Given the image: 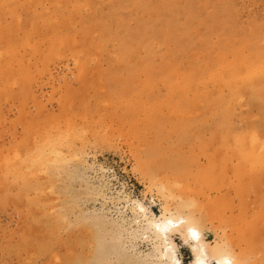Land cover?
Masks as SVG:
<instances>
[{
    "label": "rangeland",
    "instance_id": "374dc122",
    "mask_svg": "<svg viewBox=\"0 0 264 264\" xmlns=\"http://www.w3.org/2000/svg\"><path fill=\"white\" fill-rule=\"evenodd\" d=\"M0 39V264H151L135 201L264 264V0H0Z\"/></svg>",
    "mask_w": 264,
    "mask_h": 264
},
{
    "label": "bare ground",
    "instance_id": "6f19581e",
    "mask_svg": "<svg viewBox=\"0 0 264 264\" xmlns=\"http://www.w3.org/2000/svg\"><path fill=\"white\" fill-rule=\"evenodd\" d=\"M19 1V0H18ZM29 1V0H28ZM4 3V2H3ZM44 3V2H43ZM30 4V3H29ZM33 4V3H32ZM7 7H9V6H7ZM20 7V6H19ZM22 7V6H21ZM47 10V9H46ZM51 11V10H50ZM57 11V10H56ZM66 11V10H65ZM54 12V11H53ZM51 14H53V13H51ZM62 16V15H61ZM78 16V15H77ZM101 16V15H100ZM42 17V16H41ZM2 18V17H1ZM29 18V17H28ZM73 19V18H72ZM45 20V19H44ZM52 20V19H51ZM55 20V19H54ZM37 21H38V19H37ZM40 21V20H39ZM22 22V21H21ZM49 23V22H48ZM13 24V23H12ZM39 25V24H38ZM41 25H42V23H41ZM45 25H46V22H45ZM54 25V24H53ZM62 25V24H61ZM49 26V25H48ZM87 26V25H86ZM85 26V27H86ZM2 27H4V26H2ZM14 27V26H13ZM33 27V26H32ZM82 27V26H81ZM93 27V26H92ZM33 28H35V27H33ZM61 28V27H60ZM16 29V28H15ZM29 29V28H28ZM44 29V28H43ZM46 29V28H45ZM49 29H51V28H49ZM26 30V29H25ZM53 30V29H52ZM58 30V29H57ZM88 30V29H87ZM86 30V31H87ZM32 31H33V29H32ZM35 31H37L36 29H35ZM44 31H46V30H44ZM30 32H31V30H30ZM55 32V31H54ZM80 32V31H79ZM84 32V31H83ZM39 32H37V33H35V34H38ZM46 33V32H45ZM48 33V32H47ZM49 33H53V31L52 32H50L49 31ZM71 33V32H70ZM90 33V32H89ZM60 33H58V35H59ZM61 34H63V33H61ZM60 34V35H61ZM32 35V34H31ZM40 35V34H39ZM51 35V34H50ZM54 35H55V33H54ZM64 35V34H63ZM66 35V34H65ZM73 35H75V34H73ZM72 35V36H73ZM78 35H80V34H78ZM92 35V34H91ZM34 36V35H33ZM47 36V35H46ZM28 37H30V36H28ZM42 37V36H41ZM40 37V38H41ZM44 37V36H43ZM62 37H66V36H62ZM68 37H69V35H68ZM80 37V36H79ZM26 38V37H25ZM72 38V37H71ZM4 39V38H3ZM2 39V40H3ZM43 39V38H42ZM50 39V38H49ZM54 39V38H53ZM63 40H64V38H62ZM74 39V38H73ZM88 39V38H87ZM1 40V39H0ZM46 40V39H45ZM58 40H60V37H59V39ZM57 40V42L59 43L60 41H63V40H60V41H58ZM66 40V39H65ZM81 40V39H80ZM75 41V40H74ZM8 42V41H7ZM15 42V41H14ZM24 42V41H23ZM22 42V43H23ZM56 42V41H55ZM56 42V43H57ZM63 42H65V41H63ZM66 42H68V40L66 41ZM58 43H57V45H58ZM103 43V42H102ZM36 44V43H35ZM38 44V43H37ZM54 44V43H53ZM52 44V45H53ZM60 44H62V42H60ZM92 44V43H91ZM28 45V44H27ZM65 45V44H64ZM4 47H5V45H3ZM29 46V45H28ZM47 47V46H46ZM6 48V47H5ZM81 48V47H80ZM79 48V49H80ZM9 49V48H8ZM57 49V48H56ZM77 49V48H76ZM84 49V48H83ZM96 49V48H95ZM55 50V49H54ZM53 50V51H54ZM63 50V49H62ZM82 50V49H81ZM86 50V49H85ZM48 51V50H47ZM52 51V50H51ZM71 51H73V50H71ZM80 51V50H79ZM84 51V50H83ZM3 52V51H2ZM49 52V51H48ZM76 52V51H75ZM15 53V52H14ZM41 53V52H40ZM74 53V52H73ZM81 53V52H80ZM84 53V52H83ZM7 54V53H6ZM33 54H34V52H33ZM33 54H32V56H33ZM1 55V54H0ZM46 55V54H45ZM63 55V54H62ZM72 55V54H71ZM77 55V54H76ZM75 55V57H77ZM80 55V54H79ZM214 55V54H213ZM4 56V55H3ZM13 56V55H12ZM22 56V55H21ZM29 56H31L30 54H29ZM41 56V54L38 56V57H40ZM56 56H58V55H56ZM87 56V55H86ZM199 56H200V54H199ZM203 56V55H202ZM206 56V55H205ZM43 57V56H42ZM51 57H52V55H51ZM51 57H49V58H51ZM68 57V56H67ZM254 58H256L255 56H253ZM3 58V57H2ZM9 58V57H8ZM8 58H6V59H8ZM17 58V57H16ZM34 58H36V57H34ZM33 58V59H34ZM47 58V57H46ZM78 58H80V56L79 57H77V59L75 58V61L77 62V65L79 64L80 65V63H81V60H79V62H78ZM83 58V57H82ZM86 57H84V59H85ZM195 58V57H194ZM241 58V57H240ZM5 59V60H6ZM40 59V58H39ZM53 59V58H52ZM12 60V59H11ZM23 60V59H22ZM41 60V63L43 64V61H45V59L44 58H42V59H40ZM39 60V61H40ZM43 60V61H42ZM196 60V59H195ZM260 60V59H259ZM263 60V59H262ZM9 61V60H8ZM21 61V60H20ZM20 61H18L17 63L18 64H22V63H20ZM27 61V60H26ZM36 61V60H35ZM85 61V60H84ZM203 61V60H202ZM238 61H242V60H238ZM16 62V61H15ZM37 62V61H36ZM35 62V63H36ZM259 62V61H258ZM257 62V65H259V63ZM8 63V62H7ZM40 63V64H41ZM244 63V62H243ZM242 63V64H243ZM250 63H251V61H250ZM84 63L82 62V65H83ZM99 64V63H98ZM205 64V63H204ZM13 65V64H12ZM11 65V66H12ZM23 65V64H22ZM27 65V64H26ZM44 65V64H43ZM85 65V64H84ZM83 65V66H84ZM87 65V64H86ZM220 65V64H219ZM232 64H230V66H231ZM253 65V64H252ZM255 65H256V63H255ZM261 65V64H260ZM7 66V65H6ZM17 67H19L18 65H16ZM25 66V65H24ZM27 66H30V65H27ZM34 66V65H33ZM32 66V67H33ZM205 65H203V67H204ZM211 66V65H210ZM223 66V65H222ZM230 66H228L227 68H226V65H225V69H227L226 70V72H227V74L229 73V71H231V69H229V67ZM238 66H240V64L238 65ZM248 66V65H247ZM247 66H245L244 68H245V71H246V75H249V76H251V75H255L256 74V72L255 71H258V70H255V67H254V70L252 69V67L249 69V68H247L246 69V67ZM263 66V65H262ZM10 66H7V68H9ZM31 67V66H30ZM185 67V66H184ZM202 67V68H203ZM218 67V65L215 67V68H217ZM220 67V66H219ZM234 67V66H233ZM240 67H242V65L240 66ZM264 67V66H263ZM1 68V67H0ZM4 68V67H3ZM23 68V67H22ZM26 68V67H25ZM25 68L23 69V70H25ZM29 68V67H28ZM34 68V67H33ZM43 68V67H42ZM82 68H85V66L84 67H82ZM223 68V67H222ZM224 68H223V71H224ZM235 68V67H234ZM244 68H243V72L241 71V73L242 74H244ZM262 68V67H261ZM20 69V68H19ZM18 69V70H19ZM35 69V68H34ZM38 69V68H37ZM80 69H81V67H80ZM241 69V68H240ZM258 69V68H257ZM9 70V69H8ZM11 70H13V69H11ZM46 70V69H45ZM192 70V69H191ZM261 70V69H260ZM6 71V70H5ZM15 71V70H14ZM208 71V70H207ZM222 71V72H223ZM232 71H234V70H232ZM237 71H238V69H237ZM1 72V71H0ZM2 72H4V71H2ZM19 72V71H18ZM17 72V74H19ZM21 72H22V70H21ZM20 72V73H21ZM25 72V71H24ZM24 72H23V75H25L24 74ZM35 72V71H34ZM212 72V71H211ZM215 72V71H214ZM213 72V73H214ZM216 72H219V71H217V69H216ZM215 72V73H216ZM221 72V73H222ZM240 72V71H239ZM261 72V71H260ZM15 73V72H14ZM41 73H44V71L43 72H41ZM209 73V72H208ZM213 73L211 74V75H213ZM234 73L235 72H233V73H229L230 74V76H233L234 75ZM259 73V72H258ZM263 73V72H262ZM9 74V73H8ZM31 74V73H30ZM34 74V73H33ZM179 74V73H178ZM187 74H189V73H187ZM207 74V73H206ZM210 74V73H209ZM208 74V75H209ZM251 74V75H250ZM3 75H4V73H3ZM14 75V74H13ZM12 75V76H13ZM27 75V74H26ZM29 75V74H28ZM193 75V74H192ZM217 75V74H216ZM246 75H244L245 77H246ZM257 75V74H256ZM7 76V75H6ZM14 76H16V75H14ZM13 76V77H14ZM19 76V78H20V76H22V75H17V77ZM176 76V75H175ZM215 76V75H214ZM225 76H226V74H225ZM224 76V77H225ZM229 76V75H228ZM237 76V75H236ZM241 76H243V75H240V77ZM23 77V76H22ZM198 77H199V75H198ZM197 77V78H198ZM212 77V76H211ZM239 77V75H238V78L239 79H241ZM5 77H3V79H4ZM18 78V79H19ZM186 78H187V76H186ZM213 78V77H212ZM235 78V77H234ZM233 78V79H234ZM247 78H248V76H247ZM8 79V78H7ZM24 80L25 79H27V78H23ZM86 79V78H85ZM196 79V78H195ZM203 79V78H202ZM217 79V78H216ZM219 79H221V78H219ZM224 79V78H223ZM226 79V78H225ZM237 78H235L234 80H236ZM262 79V78H261ZM0 80H2V79H0ZM23 80V81H24ZM64 80V79H63ZM198 80V79H197ZM197 80H196V83H197ZM200 80V79H199ZM209 80V79H208ZM213 80V79H212ZM248 80V79H247ZM4 81V80H3ZM17 81H19V80H17ZM21 81V80H20ZM193 81V80H192ZM205 81H207V80H205ZM204 81V82H205ZM226 81V80H225ZM233 80H231V82H232ZM252 81V80H251ZM10 82V81H9ZM13 82H14V80H13ZM177 82H178V80H177ZM189 82H191V81H189ZM215 82V81H214ZM236 82L237 81H235V84H236ZM239 82V81H238ZM257 82H258V79H257ZM180 83H181V81H180ZM195 83V82H194ZM219 84H221L220 82H218ZM218 83H216V84H218ZM240 83H241V80H240ZM246 83H248V82H246ZM255 83V82H254ZM1 84V83H0ZM3 84V83H2ZM4 84H6V83H4ZM16 84H18V83H16ZM22 84V83H21ZM190 84V83H189ZM231 84V83H230ZM245 84V83H244ZM260 84V83H259ZM23 85V84H22ZM26 86H28L27 85V83L25 84ZM175 85H177V84H175ZM198 85H200V84H198ZM204 85V84H203ZM224 85V84H223ZM234 85V84H233ZM239 85V84H238ZM91 86V85H90ZM194 86V85H193ZM215 86V85H214ZM220 85H218V86H216V87H219ZM230 86V85H229ZM240 86V85H239ZM2 87H4V86H2ZM6 87V86H5ZM92 87V86H91ZM90 87V88H91ZM185 87V86H184ZM204 87V86H203ZM221 87V86H220ZM223 87V86H222ZM234 87V86H233ZM236 87V86H235ZM235 87L233 88L234 90H235ZM247 87V86H246ZM254 87V86H253ZM259 87V86H258ZM19 88V87H18ZM29 88V87H28ZM186 88H188V87H186ZM186 88H184V89H186ZM191 88V87H190ZM193 88V87H192ZM191 88V89H192ZM196 88V87H195ZM195 88H194V91H195ZM199 88V87H198ZM225 88V87H224ZM227 88V87H226ZM230 88H232V84H231V87ZM242 88V87H241ZM20 89V88H19ZM18 89V91H20ZM207 89V88H206ZM232 89V90H233ZM238 89V88H237ZM10 90V89H9ZM175 90V89H174ZM193 90V89H192ZM191 90V91H192ZM207 90H209V89H207ZM220 90V89H219ZM223 90V89H222ZM242 90H245V89H242ZM17 91V90H16ZM29 91V90H28ZM168 91H169V89H168ZM189 91V90H188ZM197 91V90H196ZM200 91V90H199ZM226 91V90H225ZM260 91V90H259ZM31 92V91H30ZM193 92V91H192ZM200 92H202V90L200 91ZM206 92V91H205ZM211 92V91H210ZM221 92V91H220ZM252 92V91H251ZM15 93V92H14ZM215 93V92H214ZM217 93V92H216ZM224 93V92H223ZM222 93V94H223ZM239 92L237 91V94H238ZM13 94V93H12ZM11 94V95H12ZM191 94V93H190ZM197 94V93H196ZM198 94H200V93H198ZM207 94V93H206ZM205 94V95H206ZM218 95H219V92L217 93ZM216 94V95H217ZM226 94H227V92H226ZM233 94H235V92L234 93H232V95ZM262 94V93H261ZM15 96H16V94H14ZM27 95V94H26ZM209 95H210V93H209ZM236 95V94H235ZM67 96V95H66ZM193 96V95H192ZM201 96V95H200ZM199 96V97H200ZM213 96V95H212ZM256 96V95H255ZM196 97V96H195ZM229 97V96H228ZM235 97V96H234ZM5 98H6V96H5ZM63 98V97H62ZM69 98V97H68ZM204 98H206V97H204ZM203 98V99H204ZM216 98L217 99H219V98H221V97H219V96H216ZM223 98V97H222ZM249 98V97H248ZM185 99V98H184ZM195 99V98H194ZM200 98H198V100H199ZM202 99V100H203ZM213 99V98H212ZM225 99V98H224ZM160 100V99H159ZM210 100V99H209ZM221 100V99H220ZM233 100V99H232ZM26 101V100H25ZM226 101H228V99L226 98ZM234 101V100H233ZM172 102V101H171ZM206 102V101H205ZM216 103H218V105L220 104V103H222V101H220V103L219 102H216ZM225 103V102H224ZM227 103H229V102H227ZM32 104H34V103H32ZM193 104V103H192ZM29 105V104H28ZM69 105V104H68ZM220 106V105H219ZM222 107V106H221ZM220 107V108H221ZM227 107V106H226ZM226 107H224V108H226ZM174 108V107H173ZM212 108V107H211ZM224 108H222V109H224ZM228 108V107H227ZM241 108V107H240ZM221 109V110H222ZM230 109V108H229ZM36 110V109H35ZM42 110V109H41ZM215 110V109H214ZM228 110V109H227ZM38 111H39V109H38ZM211 111V110H210ZM219 111V110H218ZM229 111V110H228ZM200 112V111H199ZM214 112V111H213ZM37 114V113H36ZM32 116H33V114H32ZM54 116H56V115H54ZM242 116V115H241ZM47 117V116H46ZM30 119V118H29ZM55 119V118H54ZM37 120V119H36ZM40 122H41V120H40ZM32 123V122H31ZM34 123V122H33ZM37 123V122H36ZM45 123V122H44ZM28 124V123H27ZM234 124V123H233ZM249 124V123H248ZM30 125V124H29ZM247 125V124H246ZM31 126V125H30ZM46 126H48V125H46ZM49 126H52V125H50L49 124ZM56 126V125H55ZM36 127H37V125H36ZM251 127V126H250ZM56 128V127H55ZM35 129H38V128H35ZM46 129H47V127H46ZM251 129V128H250ZM51 131V130H50ZM54 131V130H53ZM61 131V130H60ZM251 131V130H250ZM36 132V131H35ZM64 132V131H63ZM252 132V131H251ZM250 132V133H251ZM226 133V132H225ZM60 134V133H59ZM239 134V133H238ZM58 135V134H57ZM37 137V136H36ZM51 138V137H50ZM222 140V139H221ZM215 142V141H214ZM216 144V143H215ZM63 145V144H62ZM82 145V144H81ZM220 145V144H219ZM244 146V145H243ZM221 147V146H220ZM250 147V146H249ZM16 148V147H15ZM15 150V149H14ZM236 150V149H235ZM43 151V150H42ZM238 150H236V152H237ZM245 152V151H244ZM55 153V152H54ZM53 155V154H52ZM234 155V154H233ZM254 155V154H253ZM40 156V155H39ZM58 156V155H57ZM244 156V155H243ZM56 158V157H55ZM40 161V160H39ZM42 162V161H41ZM44 165V164H43ZM58 165V164H57ZM259 165V164H258ZM40 166H41V164H40ZM39 166V167H40ZM256 166V165H255ZM249 167V166H248ZM3 168V167H2ZM49 168V167H48ZM1 170V169H0ZM18 171V170H17ZM16 171V172H17ZM59 174V173H58ZM57 176V175H56ZM6 183V182H5ZM161 189L163 188V189H166L167 191H168V189H170V191H171V187L172 186H170L169 185V183H168V185L170 186V188H168V186L166 185V181H165V184H162V182H161ZM160 185L158 184V190L160 191V189H159V187H160ZM2 186V185H1ZM9 186V185H8ZM250 187V186H249ZM168 188V189H167ZM248 189V188H247ZM16 190V189H15ZM21 190V189H20ZM166 190H163V191H166ZM169 191V192H170ZM161 192V191H160ZM247 192V191H246ZM162 194V193H161ZM17 196V195H16ZM32 201V200H31ZM134 202V201H133ZM134 205H133V207H132V212H133V219H132V221L131 222H133L134 224H136V226H137V229H136V231L134 232V233H136V235L135 234H133V235H135V236H137V234L138 235H140V238L144 241V242H149L151 245H152V251L150 252V254H147L146 255V258L148 259V260H150V262H151V264H181L180 263V260L177 258V256H176V248H177V245H176V243H175V241H174V238H175V236H179V238H180V241H181V243H182V246H185V247H187L188 248V250L190 251V253H191V255H192V260L190 261V264H225V261L226 260H229L230 262H231V264H235V263H237V262H235L234 263V260L236 259L235 258V256H232V257H234V258H232L231 257V255H229L228 253L226 254V253H223V252H220L221 250L219 249V248H217V247H211V245H210V243H208V242H206L204 239H203V237H202V232H200L197 228H196V226L193 224V220H191V219H189V218H184V217H182L181 215H178L177 213H179V211L183 208L182 207V205H179V206H177L176 208H175V212H170L168 209L167 210H165V212H167V211H169L168 212V214H166L165 212L162 214L161 213V215L160 216H155L152 212H151V210H149L148 208H146L145 206H143L142 205V203H139V202H137V201H135L134 203H133ZM36 207V206H35ZM182 207V208H181ZM165 209V208H164ZM32 211V210H31ZM53 216V215H52ZM195 221V220H194ZM195 224H196V221H195ZM135 226V225H134ZM133 228H135V227H133ZM132 228V229H133ZM131 233V232H130ZM129 233V234H130ZM132 234V233H131ZM130 234V235H131ZM133 235H131V236H133ZM22 236V235H21ZM131 236H130V238H131ZM134 236V237H135ZM20 237V236H19ZM133 238V237H132ZM133 240V239H132ZM137 241V240H136ZM218 246V245H217ZM226 247V246H225ZM225 249V248H224ZM225 251V250H224ZM228 251V250H227ZM87 255V254H86ZM239 260V259H238ZM237 259H236V261H238ZM239 263V262H238Z\"/></svg>",
    "mask_w": 264,
    "mask_h": 264
},
{
    "label": "clouds",
    "instance_id": "9594fccd",
    "mask_svg": "<svg viewBox=\"0 0 264 264\" xmlns=\"http://www.w3.org/2000/svg\"><path fill=\"white\" fill-rule=\"evenodd\" d=\"M225 264H231V262L229 260H226Z\"/></svg>",
    "mask_w": 264,
    "mask_h": 264
}]
</instances>
